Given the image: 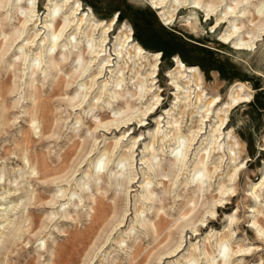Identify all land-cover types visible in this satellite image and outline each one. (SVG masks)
Returning a JSON list of instances; mask_svg holds the SVG:
<instances>
[{"label":"rangeland","instance_id":"374dc122","mask_svg":"<svg viewBox=\"0 0 264 264\" xmlns=\"http://www.w3.org/2000/svg\"><path fill=\"white\" fill-rule=\"evenodd\" d=\"M15 1L0 6V264H153L175 244L177 251L161 254L158 264H264V235L257 232L258 224L264 227V183L258 186L264 178V0H187L170 23H163L149 0H80L85 12L115 19L112 40L126 26L145 50L158 52L154 86L160 103L151 115L141 114L148 94L136 98L135 88H143L136 77L120 81L107 68L92 79L97 60L77 75L86 54L75 56L76 47L69 53L63 41L49 53L46 31L29 49L22 33L3 54L27 8ZM45 1L38 0L41 13ZM235 4L232 14L241 17L231 20L241 26L239 36L256 31L246 50L222 42L231 22L211 27ZM210 5L216 14L207 19ZM175 55L198 67L200 88L220 103L231 84L244 83L240 94L246 99L227 111L216 139V114L204 111L206 99H197L193 85L185 83L175 92ZM50 56H56L55 67ZM114 90H120L122 104L111 101ZM129 115L130 124L94 129L99 119ZM197 125L201 129L180 168L173 156L177 149L180 157ZM177 134L182 136L175 139ZM230 155L240 164L229 182H235V196L217 189L236 163ZM149 194L153 199L144 198ZM97 196L116 204L98 222ZM218 196L221 204L214 202ZM156 213L166 220L160 234L153 226ZM239 245L248 249L230 255Z\"/></svg>","mask_w":264,"mask_h":264},{"label":"bare ground","instance_id":"6f19581e","mask_svg":"<svg viewBox=\"0 0 264 264\" xmlns=\"http://www.w3.org/2000/svg\"><path fill=\"white\" fill-rule=\"evenodd\" d=\"M8 0H4V4L0 5L4 7L7 4ZM149 0V5L152 8H155L157 10L158 15L163 20V23H170L175 15V12L179 6H183L186 4L185 2L187 0ZM22 2H25V5L27 6L25 13L22 15L19 14L16 10L17 14H19V23L20 26L17 30H15L14 34L5 42L6 48L3 54L10 48V46L15 42L22 33L25 32V36L21 40L25 39L22 44H25V46L28 47V49L31 47V44L34 43V40L36 37L42 32L46 31L47 41L49 42V53H52V47L53 46H59V43L63 41V45L68 47V52H73V47H76L75 50L78 48L77 53L75 56H79L81 53H85L84 56L87 57L84 65L82 68H80L77 75H80L83 73L84 70H86L90 65L92 61L97 60V67L92 75V79H95L96 76H101L102 73H107V68L111 72H115L117 74V78H120V81L126 79L128 76L129 78H137V82L141 83L143 88H135L138 98L139 96H144L145 94H148V104L145 106L144 110L141 111V114L144 115L146 111L148 110V113L153 114L155 113V105L159 104V94L158 91H156V87L154 86L155 82V66L157 63V59L159 58L158 52L145 50L133 37L132 32L130 29H127L126 26H123V29L117 32L115 36H113L114 40H112V33H114V18H111L109 21L104 19H98L93 11L91 9L84 11L82 7V2L80 0H46L44 5V11L40 12V6L37 4L38 0H22ZM191 4L194 7H198L201 5L199 4V1H189L187 4ZM15 5L17 7H21L19 5V0L15 1ZM214 5L208 6L206 10L207 19H210L212 15L216 14ZM237 7V4L232 6L230 9L224 10V13L216 18L215 24H213L214 28H219L221 23L224 22V20H227L231 22V28L228 29L227 32L221 34L222 42H229L231 43V47L236 50H246L249 48L250 45L254 43L255 40V32L253 35L250 36V38H246V36H239V33L241 32L240 28L241 26L237 25L238 23L232 21L231 19L240 18L241 15H234L232 14L234 12V9ZM243 10H241L242 12ZM31 25V26H30ZM230 26V25H229ZM30 29H33L30 32ZM77 35V37H76ZM6 37V35L4 36ZM79 37H83L85 40H87V43H80L78 41ZM40 37H37L39 39ZM41 40H45V37H43ZM90 40V41H89ZM83 42V41H82ZM45 44V43H44ZM48 45V44H47ZM46 45V46H47ZM67 52V54H68ZM51 55V54H50ZM41 56L39 54L37 57ZM21 57V56H19ZM22 58V57H21ZM56 56H50L49 59V65L55 67L56 65ZM67 58V57H65ZM25 59V57L23 58ZM173 60L176 63L175 69L177 70V74L174 73L171 77V82L176 87V93H178V89L180 88V84L185 83L186 86H192L193 89L196 90V98L200 101L204 98L205 101V108L204 111L213 112L216 114V121L215 126L213 127L212 132H215V134L212 137H218V132L222 127L225 118L227 117V111L232 107V105L237 104V102H240L241 100H245L246 96L241 95V87H243L244 83L242 81H236L235 83L230 85L229 90L227 91V98L223 103L221 102V99L219 96H207L206 93H204L203 89L200 88V78H199V71L198 67L194 65H186L182 64V60L178 56H173ZM38 67V65H37ZM112 67V68H111ZM125 74H127L125 76ZM149 81L148 83L144 84V82ZM62 79L59 78L53 87L52 91L55 92L57 87H59ZM105 85V82H104ZM145 85V86H144ZM62 86V85H61ZM141 87V86H140ZM102 91H100L99 95L100 97ZM207 96V98H205ZM111 97L115 98L111 101H117L118 103L122 104V98L120 90H114L113 94H111ZM179 97V94H176L175 98L177 99ZM129 98V97H128ZM125 100V104L128 103ZM83 100V99H82ZM81 100V101H82ZM80 101V102H81ZM109 101V100H108ZM178 100H175L174 102H177ZM77 103L78 105L80 104ZM131 102V101H130ZM220 103L221 105L217 108V110L213 111L216 108V105ZM207 112V113H209ZM207 113L202 114V117L206 116ZM212 113V114H213ZM211 114V116H212ZM117 116V115H116ZM131 119V116H121V117H112L108 120H101L99 119L97 124L95 125L94 129L98 127H104L105 129H110L113 126L118 127L120 124H130L129 120ZM142 118L137 119L138 122L141 121ZM157 125L156 130L159 129L160 120L156 119ZM172 122V121H167ZM170 126H174V122L171 123ZM198 129H201L200 125H197L196 128L192 129L190 132V135L187 137L188 143L185 144L184 151L181 153L180 157H177L178 151L176 149L174 160L175 162H181V165L184 164V158L187 155V149L192 143V141L195 140ZM124 135V134H122ZM167 135V132H165V136ZM182 135L177 134L174 138H180ZM135 138L133 139L132 144L129 146V148L133 147V144L135 142ZM177 140H175L176 142ZM210 143H215V140L213 139L210 141ZM117 144V141L114 142L115 147ZM147 147V146H145ZM214 147V145H213ZM71 148V147H70ZM208 147H205V153L207 156H209L210 150ZM173 151V150H172ZM132 155V154H130ZM144 156H142L143 158ZM230 159H233V162H236L237 157L234 155H230ZM242 165V164H241ZM218 165H214L213 172L216 171ZM240 168V164L236 162L234 165L230 167V171L228 172V177L225 178V180L219 182L218 186V193L220 195H224L229 192L234 191V184L235 182L230 185V181L234 179L235 172ZM43 169L47 170L46 166H43ZM239 175V174H237ZM202 176V174H201ZM200 177V176H199ZM236 177V176H235ZM132 177L129 176L126 180L131 179ZM134 178V177H133ZM264 183V178L258 182V186H262ZM200 184V183H199ZM255 186H253V189ZM237 193L233 192L230 196H235ZM251 194L256 197L257 194H254V191L251 190ZM144 198H150L153 199L152 195L149 194L144 196ZM223 197L218 196L214 202L220 203L222 201ZM97 205H96V215H95V221L98 222V219H104L108 214L109 211L115 210L116 204L115 203H107L104 201V199L101 196H97ZM228 202V201H227ZM221 204V203H220ZM2 205V204H1ZM257 212H260V208L256 209ZM210 214H212L213 210H208ZM158 217L157 220L154 223V227L156 230H159V234L162 231L161 225L166 221L165 217L162 214H157ZM107 218V217H106ZM258 220H253V224H256ZM121 220H119L117 223H120ZM141 224L144 225L143 222ZM260 227L258 229L259 235H264V227L258 224ZM193 231H195L194 225L191 228ZM197 234V233H196ZM180 246V244H175L173 247H170L167 250L160 251V253L157 255L156 261H154L153 264H158L159 259L162 258V255H165L167 257L168 254H172L177 251V248ZM248 247H244L243 245H239L236 249H231L230 255L236 252L240 251H246ZM206 254V253H205ZM225 262V261H224ZM176 264H179L178 262Z\"/></svg>","mask_w":264,"mask_h":264},{"label":"trees","instance_id":"16d2710c","mask_svg":"<svg viewBox=\"0 0 264 264\" xmlns=\"http://www.w3.org/2000/svg\"><path fill=\"white\" fill-rule=\"evenodd\" d=\"M118 17H120V13H118Z\"/></svg>","mask_w":264,"mask_h":264}]
</instances>
